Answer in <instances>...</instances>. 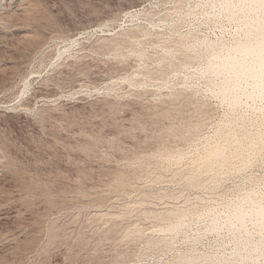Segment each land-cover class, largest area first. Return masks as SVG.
Returning a JSON list of instances; mask_svg holds the SVG:
<instances>
[{
  "label": "rangeland",
  "instance_id": "374dc122",
  "mask_svg": "<svg viewBox=\"0 0 264 264\" xmlns=\"http://www.w3.org/2000/svg\"><path fill=\"white\" fill-rule=\"evenodd\" d=\"M212 2L0 0V264H264L225 227L264 202V143L203 73L242 37Z\"/></svg>",
  "mask_w": 264,
  "mask_h": 264
},
{
  "label": "bare ground",
  "instance_id": "6f19581e",
  "mask_svg": "<svg viewBox=\"0 0 264 264\" xmlns=\"http://www.w3.org/2000/svg\"><path fill=\"white\" fill-rule=\"evenodd\" d=\"M212 6L216 16L225 17L238 25L242 37L220 48L212 47L211 42L202 43L209 53L203 73L218 79L215 91L218 97L230 106H238L249 100L258 102L263 132L257 135L256 141L264 143V0H213ZM130 13L131 11H126L125 14ZM98 28H92V31ZM228 149L226 146L217 147L203 158L201 162L205 170H211L214 165L222 167L228 159L240 156L239 151L231 152ZM187 181L192 183L193 179L189 178ZM247 222L255 226L254 230L260 236V241L253 245L250 251H259V257L264 258V244L261 243L264 236L263 201H250L245 207H236L225 216V227L230 234H235L236 231L246 233ZM218 223L214 219L211 229H216ZM242 251H239L240 254Z\"/></svg>",
  "mask_w": 264,
  "mask_h": 264
}]
</instances>
